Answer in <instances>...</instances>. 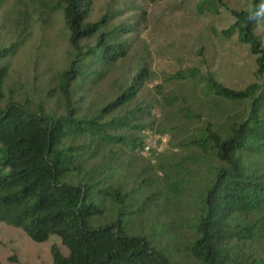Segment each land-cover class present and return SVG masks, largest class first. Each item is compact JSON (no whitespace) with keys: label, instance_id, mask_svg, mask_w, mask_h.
Instances as JSON below:
<instances>
[{"label":"trees","instance_id":"obj_1","mask_svg":"<svg viewBox=\"0 0 264 264\" xmlns=\"http://www.w3.org/2000/svg\"><path fill=\"white\" fill-rule=\"evenodd\" d=\"M37 1L45 13L61 14L72 57L56 75L58 114L48 111L45 101H4L5 59L19 43L0 49V222L36 243L58 237L67 253L52 246L51 264H175L149 235L128 233L131 193L112 181L115 165L131 162L153 125L146 119L154 103H136L150 78L144 57L115 94L101 104L92 102L111 68L136 51L145 11L132 0L91 22L95 0ZM195 1L199 13L216 14L223 6L219 0ZM228 12L233 21L220 34L248 46L263 73L264 48L255 28L264 20V0ZM173 78L204 83L203 93L213 102L243 107L221 125L209 121L188 128L177 145L191 151L178 163L185 174L188 161L204 167L207 159L216 162L209 166L192 238L185 244L188 253L202 264H248L237 257L236 245L264 242V78L240 90L197 69L177 71ZM184 116L189 122L202 119L193 112ZM97 156L100 161L88 166ZM156 198V193L149 197L151 203Z\"/></svg>","mask_w":264,"mask_h":264},{"label":"rangeland","instance_id":"obj_2","mask_svg":"<svg viewBox=\"0 0 264 264\" xmlns=\"http://www.w3.org/2000/svg\"><path fill=\"white\" fill-rule=\"evenodd\" d=\"M137 1L145 11L144 22L137 26V49L111 68L94 92L92 102L101 104L115 94L144 57L150 78L136 103H154L146 119L153 122L151 131L149 136L143 135L146 140L157 136L158 144L148 152L140 150L131 156L129 164L115 165L112 181L131 193L134 214L125 219L129 234L149 235L175 264H202L188 253L185 244L192 238L191 225L207 184L209 166L216 162L207 159L204 167L188 161L185 174L178 163L191 151L177 144L186 139L188 128L201 127L209 121L221 125L243 107L218 98H213V102L211 96L203 93L204 83L175 80L173 75L183 69H197L234 90L263 79L264 72L259 71L256 56L248 46L237 42L235 36L229 39L220 34L233 21L228 10L249 8L252 0H219L223 6L216 14L199 13L195 0ZM129 4L132 0H95L89 21H97L107 12ZM40 5L37 0H0V49L19 43L16 52L5 59L8 73L3 86L4 101H45L48 111L59 114L56 75L68 66L71 48L61 14H47ZM255 33L264 48V20L257 23ZM179 107H184L181 113L177 111ZM186 112L199 114L202 119L189 122ZM100 156L87 165L98 163ZM153 193L157 198L151 203L149 197ZM104 208L109 209L108 201ZM52 246L67 253L56 236L36 243L21 229L0 222V264H51ZM236 253L248 264L254 259L256 264H264V242L236 245Z\"/></svg>","mask_w":264,"mask_h":264},{"label":"built area","instance_id":"obj_3","mask_svg":"<svg viewBox=\"0 0 264 264\" xmlns=\"http://www.w3.org/2000/svg\"><path fill=\"white\" fill-rule=\"evenodd\" d=\"M158 144L157 136H150V139L146 140L145 144L142 147V152H148L151 148L155 147Z\"/></svg>","mask_w":264,"mask_h":264}]
</instances>
